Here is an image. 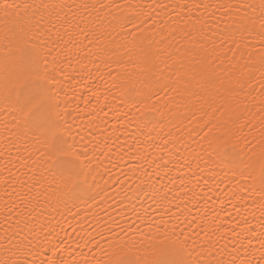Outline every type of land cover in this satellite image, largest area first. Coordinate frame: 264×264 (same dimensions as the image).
<instances>
[{
    "label": "snow or ice",
    "instance_id": "snow-or-ice-1",
    "mask_svg": "<svg viewBox=\"0 0 264 264\" xmlns=\"http://www.w3.org/2000/svg\"><path fill=\"white\" fill-rule=\"evenodd\" d=\"M63 7L68 6L43 0L40 3L0 0V135H3L6 146L14 137L33 146L44 165V175L35 184L43 186L41 180L47 184L51 189L50 202L57 208L62 206L73 217H77L82 208L87 212L93 207L89 200L94 204L102 203L95 196L85 198L83 194L96 187V175L106 160L115 167L116 163L111 158L115 156L123 160L125 155L118 135L102 131H96L94 135L91 127L99 119L107 117L109 112L126 122L128 128L134 124L136 132L144 133L152 125L147 134L153 149L162 146L156 144L152 133L161 137L163 145L173 143L175 147L179 139L176 134L184 127L177 113L194 100L202 110V122L197 132L200 150L193 149L194 154L187 157L182 156L179 150L175 153L180 157V166L187 169V174L179 179V193L173 195V185L177 183L175 177H171L167 185L160 184L159 189L153 187L152 195L160 208L158 219L145 220L138 215L139 224L133 221L124 227L115 217H111V225L101 218L96 221L97 229L103 228L108 236L100 231L96 236L89 233L84 245H92L88 253L79 243L75 248L69 245L67 233L61 237L47 225L41 226L42 238L33 237L40 241L36 245L27 237L17 240L15 233L5 235L4 239L15 250L8 249V258L0 259V264H37L34 258L36 248L50 251L49 258L40 260L39 264H260L264 261V0H260L258 5L219 6L229 12L235 9L237 14L241 9L252 13L260 9L258 17L241 16L238 24L233 23L232 31L226 33L225 41L231 44L228 50L232 51L233 58L237 52L240 56L236 65H230L227 72L222 66L220 71L205 68L209 57L207 52L195 55V48L186 49L188 55L180 57L179 49H176L177 58L174 59L172 53L154 47L158 43L155 33L163 31L165 23L160 20L161 28H156L158 8H178L188 15L189 9H207L216 5L203 2L167 5L157 4L155 0L152 3L90 0L72 5V8L83 9L82 18L75 14L61 16L57 11L56 16L47 22L50 26L47 27L48 33L56 36L53 43L62 42L63 49L68 50L63 59L53 57L50 60L51 50L47 49L43 34L31 35L30 21L40 10ZM93 13H103V17L97 15L95 19H89ZM174 14L179 20L180 13ZM169 20H172L171 16ZM186 23H190L197 32L202 30L197 27L195 14ZM40 26L37 24V29ZM146 29H149L147 33ZM178 31L180 29L174 27L169 36ZM80 36L87 42L84 47L92 52L94 59L91 63L95 64L97 72L101 64L108 69L104 87L90 90L87 99L82 101L83 108L77 102L79 97L75 88L65 87L66 83L71 85L73 78L65 75L64 67L65 64L70 65L72 49L81 43ZM185 36L196 38L191 32ZM203 47L201 44V49ZM46 49L48 54H45ZM193 81L196 82L195 89L190 87ZM256 85L261 95L257 109L260 119L257 123L251 120L240 122L231 104L240 99L246 86L255 88ZM117 100L119 104H116ZM157 115L172 119L157 125L154 124ZM85 116L89 117L87 126L73 135V123ZM132 139L134 143L128 146L127 155L136 161V166L128 171L132 176L158 177L161 166L155 163L152 152L142 147L138 136L133 135ZM256 148H259L258 152L254 150ZM205 169L210 172L208 179L215 182L216 188L224 185V195L232 197L225 202L239 217L234 225L231 220L228 224L223 222V209L209 210L210 197L202 189L199 193L195 191L202 182L207 186L203 177ZM171 171L168 169L165 175ZM4 183L7 185V181ZM137 187L139 196L149 187L148 181L141 180ZM6 195L11 198L13 193L6 191ZM45 195L49 194L46 192ZM170 196L179 203L173 204ZM12 204L15 206V200ZM246 205L252 209L253 219L255 212L259 211V230L242 214L241 209L248 210ZM173 208L175 211H171ZM192 208L196 209L195 214ZM5 209L6 212L13 211L7 201ZM225 214L231 217V213ZM14 223L18 227L20 220ZM5 231L7 233L8 230ZM33 231L35 228H29V234ZM189 232L200 240L199 244ZM229 233L232 251L225 258L219 240ZM252 239L257 244L253 246L254 251L249 252L247 245H251ZM238 249H245V252L241 254ZM256 251L259 252L258 259H254ZM39 254L43 255V252Z\"/></svg>",
    "mask_w": 264,
    "mask_h": 264
},
{
    "label": "bare ground",
    "instance_id": "bare-ground-1",
    "mask_svg": "<svg viewBox=\"0 0 264 264\" xmlns=\"http://www.w3.org/2000/svg\"><path fill=\"white\" fill-rule=\"evenodd\" d=\"M9 2H13V0H9ZM15 2L40 3L41 0H15ZM43 2L68 6L58 10H40L37 12L35 18L30 21L32 26L31 35L42 33L47 44V49L51 50V54L48 58L51 60L55 57L60 60L68 54V50L63 49L62 42L57 44L53 43L56 40V36L48 33L47 27L50 26L47 22L49 19L56 16L57 11H59L61 16L71 17L75 14L78 18H82L83 9H76L71 6L90 2V0H43ZM126 2L152 3L153 0H126ZM185 2L189 4H200L203 2L216 5L217 7L189 9L187 10L189 13L188 15L184 14L185 10L178 8H158L157 12L159 15L156 17L158 21L156 28L158 30L161 28V24L159 23L160 20H163L165 23L163 25V31H157L155 33L154 38L158 43L154 45V47L165 49L167 52L172 53L174 59L177 58L176 49H179L180 57L188 55L186 49L195 48L197 50L195 55H203L207 52L209 57L205 64V68L210 71H220L222 66L227 72L230 65L233 67L236 65L240 56L239 52H237L236 57L233 58L232 51L228 50L231 44L230 41H225L226 33L232 31L233 23L237 22L238 24L241 16L247 17L251 15L258 17L260 9L257 8L255 13L241 9L237 14L235 9L229 12L225 7L219 6L243 3L258 5L260 0H155L157 4L167 5ZM174 13H180L179 20L176 19ZM192 14H195L198 18L197 27L202 29L199 32L193 30L190 23H186L190 21ZM97 15L103 17V13H93V16L89 19H95ZM131 15L132 13L130 12L129 16L131 17ZM169 16L172 17V20H169ZM37 24L41 25L38 29L36 27ZM128 27L131 28V24H129ZM174 27H178L180 31L169 36V33L173 31ZM0 31H2V27H0ZM145 31L147 33L149 29ZM187 32H191L192 37L196 38H186L185 33ZM78 39L81 43L72 49L70 65H64L66 68L65 75L73 78L71 85L66 83L65 87L69 89L75 88L76 95L79 97L77 102L80 103L81 108H83L82 101L87 99L90 90L95 91L98 86L101 89L104 87L103 82L108 80V76L106 75L108 69L101 64L100 70L97 72L95 64L91 63L94 59L92 52L84 47L87 42L84 41L83 36H80ZM237 39L239 40L240 37L238 36ZM222 41H224V43H222ZM253 43L255 42L253 41ZM201 44L204 45L203 49H201ZM47 49L45 54H48ZM213 49L215 50L213 51ZM242 50L241 48L240 51ZM92 51H95V49H92ZM162 55H166V53H162ZM78 59L79 63H77ZM97 63H99V61H97ZM84 65H87V67L85 68ZM89 73H91V78H89ZM81 77H83V79H81ZM195 86L196 82L193 81L190 87L195 89ZM253 98H255V100ZM260 99L261 95L258 85H256L255 88L245 87L244 92L240 94V99L231 104V108L235 110L240 122L251 120L253 123H257L259 121L260 113L257 112V109L260 107L258 103ZM116 104H119V100L116 101ZM113 107H115V104ZM201 116L202 110H200V106L196 104L194 100L192 103L187 104L186 109H182L177 113V118L184 127L180 133L176 134L179 139L176 140L175 147L173 143L163 145L161 137L157 136L156 133H152L155 137L156 144L162 146L159 149L150 147V142L148 141L147 133L152 125H149L144 133H140L135 131L134 124L131 128H128L127 123L117 119L116 114L113 112H109L107 117L99 119L96 125L91 126L94 135L96 131H102L104 134L114 133L118 135L119 142L125 148V155L123 160L115 156L111 158L116 163L115 167L108 160L104 162V166L99 170V174L96 175V187L83 194L85 198L88 196H95L96 200L102 201V203L94 204L92 200H89L88 203L92 204L93 207L87 209V212L82 208L77 217H73L62 206L57 208L50 202L51 189L48 188L43 180H41L43 186L35 184V181L40 180L44 175V165L38 158V154L35 152L33 146L15 137L10 142H7L6 146L3 135H0V259L8 258V249L15 250L13 245L9 244L8 241L4 239L5 235L11 236L15 233L17 240L27 237L28 240H31L33 245H36L40 241L39 239H33V237L42 238L44 235V233L41 232L42 225H47L49 228L55 229L61 237H64L67 233V242L69 245L75 248L76 244L79 243L84 252L88 253V248L92 247V245L89 244L88 247H84V245L88 240L89 233L96 236L97 231H100L103 232L105 236H108V233L104 232L103 228L97 229L96 221L101 220V218L102 220L108 221L109 225H111V217H115L120 225L124 227H127V224H131L133 221L139 224V220H137L138 215L145 220H151L152 218L158 219L160 208L152 195L153 187L159 189L160 184L167 185L169 179L175 177L177 183L173 185V195L180 192L179 179L187 174V169L180 166L178 163L180 157L176 156L175 153L179 150L182 156L187 157L192 153L193 149L196 151L200 150L201 142L197 132H199V124L202 122ZM88 119L89 117L85 116L83 119L78 118L75 123H73V135L87 126ZM166 119H172V117L157 115L154 119V124L162 125ZM166 130L167 129H165V131ZM245 132H247V129H245ZM81 134H83V132H81ZM133 135L139 137L142 141V147L152 152V155L155 157V163L161 166L159 169L160 175L158 177H143L139 174L132 176L128 171L130 167L136 166V161L127 155L129 150L128 146L134 143L132 139ZM254 150L258 152L259 148ZM204 158L207 159V157ZM165 164L167 167H164ZM201 167H204V165H201ZM5 169H7V171H5ZM168 169H172V171L169 172L168 175H165ZM193 169H195V165H193ZM149 171H151V169H149ZM209 176L210 172L205 169L203 177L204 180L207 181V186L202 182L200 187L196 188L195 191L199 193L202 189L203 193H206L207 197H210L207 205L209 210L216 209L217 211H221V209H223L221 213L223 215V222L228 224L231 220L232 225H234L235 220L239 219V217L236 211L225 202L231 200L232 197L230 195H224V185H220L217 189L215 182L208 179ZM141 180H147L149 187L146 188L144 193L137 196V193L140 192L137 185L141 184ZM5 181H7V185H5ZM89 183H91V180ZM141 187H143V185ZM6 191L13 193L11 198L6 195ZM46 192L49 194L48 196L45 195ZM97 193H99V195H97ZM125 196L128 198L125 199ZM198 198L199 197H197V199ZM169 199L172 200L173 204L179 203V200H173L171 196ZM13 200H15V206L12 204ZM5 201H7L9 207L13 208L12 212H6ZM192 203H195V201H192ZM233 203L236 202L233 201ZM109 205H111V207H109ZM200 207L203 208L204 205L201 203ZM236 207L239 208L238 203ZM246 208H248L247 211L241 209L242 214L247 216L249 222L255 225L256 229L259 230L261 220L259 211L255 212V219H253L250 214L252 209L248 205H246ZM73 211H75V209H73ZM171 211H175V209L173 208ZM191 211L194 214L196 213V209L194 208H192ZM225 213H231V217ZM6 217L7 223H5ZM17 219L20 220L18 227L14 223ZM180 219H184L183 215L180 216ZM141 227L143 228L144 226L141 225ZM181 227H183V225H181ZM29 228H35V231L29 234ZM73 228L76 229L75 232ZM6 229L8 230L7 233L5 231ZM20 229H23V231ZM188 234L193 236V239H196L193 232H189ZM213 240H216L215 236ZM196 243L199 244L200 240L196 239ZM244 243L247 245L246 240ZM256 244L257 241L252 239L251 245H247V251H254L253 246ZM219 245L223 251L224 257L228 258L227 254L232 251L231 234H226L224 239H220ZM41 251L43 255L39 254ZM93 251H95L94 248ZM238 251L243 254L245 249H238ZM34 253L37 264H39L40 260H46L50 256V251L47 250V248H36L34 249ZM258 257L259 252L256 251L254 259H258ZM260 264H264V261H260Z\"/></svg>",
    "mask_w": 264,
    "mask_h": 264
}]
</instances>
